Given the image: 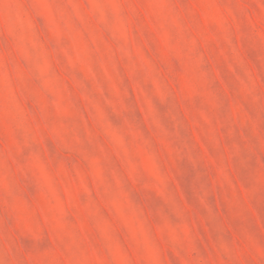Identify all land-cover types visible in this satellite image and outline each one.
I'll return each mask as SVG.
<instances>
[{"label":"rangeland","instance_id":"1","mask_svg":"<svg viewBox=\"0 0 264 264\" xmlns=\"http://www.w3.org/2000/svg\"><path fill=\"white\" fill-rule=\"evenodd\" d=\"M0 264H264V0H0Z\"/></svg>","mask_w":264,"mask_h":264}]
</instances>
